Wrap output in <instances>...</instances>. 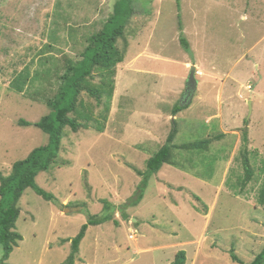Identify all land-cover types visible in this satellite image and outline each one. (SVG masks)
I'll list each match as a JSON object with an SVG mask.
<instances>
[{
  "label": "rangeland",
  "instance_id": "obj_1",
  "mask_svg": "<svg viewBox=\"0 0 264 264\" xmlns=\"http://www.w3.org/2000/svg\"><path fill=\"white\" fill-rule=\"evenodd\" d=\"M115 1L0 0L2 175L46 143L20 121L34 124L49 113L54 71L64 55L77 58ZM132 2L104 130H65L59 164L36 177L53 200L23 192L15 224L22 240L4 264H64L66 240L89 215H106L105 202L113 219L88 227L74 264H171L179 251L185 264H234L231 248L247 263L264 246V209L256 200L264 184V0ZM192 66L196 91L186 99ZM25 70L29 79L19 92L12 82ZM174 105L183 107L175 117ZM173 121L174 145L210 139L209 147L175 150L181 168L165 164L139 186L144 176L131 166L144 173ZM243 148L252 177L240 190Z\"/></svg>",
  "mask_w": 264,
  "mask_h": 264
},
{
  "label": "trees",
  "instance_id": "obj_2",
  "mask_svg": "<svg viewBox=\"0 0 264 264\" xmlns=\"http://www.w3.org/2000/svg\"><path fill=\"white\" fill-rule=\"evenodd\" d=\"M134 13L132 0H116L111 15L107 18L101 30L86 39L88 44L77 58L72 59L64 55L62 66L54 71L53 75L57 79L58 87L56 93L46 99L49 113L34 124L20 121L19 125L21 126H34L39 129L47 137V141L44 145L34 148L25 159L13 163L8 175L4 176L0 173V249L2 264L8 260L13 249L22 240L21 235L15 231V224L20 215L19 201L23 192L29 188L45 201L53 200L51 194L37 185L36 177L41 172H46L59 164L57 159L62 148L65 130L70 129L73 133H77L81 128L94 127L97 132H103L104 123L108 119L111 110L116 68L117 65L123 62L128 48L126 30ZM181 43L188 50V43L184 39L181 40ZM45 48L51 49V45L47 44ZM61 69L63 70L60 75L57 74L56 71H61ZM24 73H27V71L19 73L12 82V85L19 92H23L29 79L28 75ZM83 94L94 100L95 104L86 102L81 97ZM97 107L100 108L98 112H96ZM182 108V106L174 105L172 109L173 117ZM176 135L177 130L173 121L172 128L164 144L146 161L144 173L131 166L139 176H144V180L139 186L144 187L146 179L148 180L152 175L157 174L165 164L181 168L172 160L176 155L175 150L191 153H194V151L200 152L207 150L210 144V139H207L176 146L174 145ZM242 142L243 146L248 144L245 133L242 136ZM240 153L244 170L240 190H244L250 182L252 171L247 157L249 152L243 148ZM136 197V199H132L133 205L140 203L142 194L139 192ZM256 200L264 209V184L258 189ZM104 205L103 211L106 212V215H89L87 223L81 227L79 233L71 240H66L70 242V252L64 264L75 263L80 243L85 237L89 226H98L112 221L111 204L105 202ZM228 254L234 264H264V246L253 260L247 263L236 255L233 248L229 249ZM185 263L186 253L179 251L171 264Z\"/></svg>",
  "mask_w": 264,
  "mask_h": 264
},
{
  "label": "water",
  "instance_id": "obj_3",
  "mask_svg": "<svg viewBox=\"0 0 264 264\" xmlns=\"http://www.w3.org/2000/svg\"><path fill=\"white\" fill-rule=\"evenodd\" d=\"M191 68V73H190V76H189V79H188V83H187V92H186V99H189L191 98L195 91H196V81H195V78H194V75H195V67L192 66L190 67Z\"/></svg>",
  "mask_w": 264,
  "mask_h": 264
},
{
  "label": "crops",
  "instance_id": "obj_4",
  "mask_svg": "<svg viewBox=\"0 0 264 264\" xmlns=\"http://www.w3.org/2000/svg\"><path fill=\"white\" fill-rule=\"evenodd\" d=\"M80 37H81V35H80ZM195 69H196V67H195ZM195 72H196V70H195Z\"/></svg>",
  "mask_w": 264,
  "mask_h": 264
},
{
  "label": "clouds",
  "instance_id": "obj_5",
  "mask_svg": "<svg viewBox=\"0 0 264 264\" xmlns=\"http://www.w3.org/2000/svg\"><path fill=\"white\" fill-rule=\"evenodd\" d=\"M195 74H196V72H195ZM186 95V94H185ZM186 97V96H185Z\"/></svg>",
  "mask_w": 264,
  "mask_h": 264
},
{
  "label": "flooded vegetation",
  "instance_id": "obj_6",
  "mask_svg": "<svg viewBox=\"0 0 264 264\" xmlns=\"http://www.w3.org/2000/svg\"><path fill=\"white\" fill-rule=\"evenodd\" d=\"M186 96V95H185Z\"/></svg>",
  "mask_w": 264,
  "mask_h": 264
}]
</instances>
